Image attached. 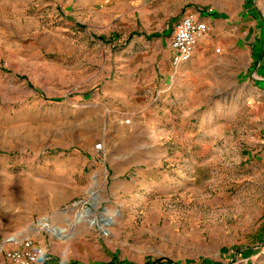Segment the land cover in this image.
I'll list each match as a JSON object with an SVG mask.
<instances>
[{"label": "rangeland", "instance_id": "374dc122", "mask_svg": "<svg viewBox=\"0 0 264 264\" xmlns=\"http://www.w3.org/2000/svg\"><path fill=\"white\" fill-rule=\"evenodd\" d=\"M229 1L0 0L1 264L24 238L38 264H264V0L246 52L169 66Z\"/></svg>", "mask_w": 264, "mask_h": 264}, {"label": "built area", "instance_id": "2783aa9c", "mask_svg": "<svg viewBox=\"0 0 264 264\" xmlns=\"http://www.w3.org/2000/svg\"><path fill=\"white\" fill-rule=\"evenodd\" d=\"M204 40H212L209 25L200 19L198 12H188L177 23L170 40V65L177 69L182 64L188 62L199 43ZM220 53V47L215 49ZM130 120H125L129 124ZM102 144L95 145L96 149H101ZM44 246L35 242L32 238H24L19 242H13L10 249L4 252L5 260L8 264H38L44 255Z\"/></svg>", "mask_w": 264, "mask_h": 264}, {"label": "crops", "instance_id": "0c3cea01", "mask_svg": "<svg viewBox=\"0 0 264 264\" xmlns=\"http://www.w3.org/2000/svg\"><path fill=\"white\" fill-rule=\"evenodd\" d=\"M249 5L250 0H230L225 6L224 11L221 10L219 13H216V11H213V14L198 12L200 19L209 25L212 40H216L221 46L220 49L222 53L227 51H233L235 53L239 51L246 52L247 46L243 44L250 43L252 39L258 38L260 33V22L253 8L249 9ZM244 11L246 12L243 13ZM173 31L170 34L167 44L170 67V40ZM243 35H250L252 37L248 40H244ZM254 43L256 44V41H254ZM200 48H204V51H208L209 40L200 42L195 52L199 51Z\"/></svg>", "mask_w": 264, "mask_h": 264}, {"label": "trees", "instance_id": "16d2710c", "mask_svg": "<svg viewBox=\"0 0 264 264\" xmlns=\"http://www.w3.org/2000/svg\"><path fill=\"white\" fill-rule=\"evenodd\" d=\"M144 264H168V262L167 261H163L162 259H157V260H154V261H147Z\"/></svg>", "mask_w": 264, "mask_h": 264}, {"label": "bare ground", "instance_id": "6f19581e", "mask_svg": "<svg viewBox=\"0 0 264 264\" xmlns=\"http://www.w3.org/2000/svg\"><path fill=\"white\" fill-rule=\"evenodd\" d=\"M51 231H52L53 234H58L56 229H51Z\"/></svg>", "mask_w": 264, "mask_h": 264}]
</instances>
